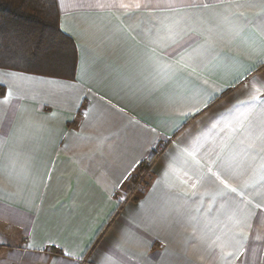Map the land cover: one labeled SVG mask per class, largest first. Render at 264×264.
Instances as JSON below:
<instances>
[{
    "label": "crops",
    "instance_id": "0c3cea01",
    "mask_svg": "<svg viewBox=\"0 0 264 264\" xmlns=\"http://www.w3.org/2000/svg\"><path fill=\"white\" fill-rule=\"evenodd\" d=\"M56 2L59 28L76 48L73 77L0 69V264H264V189L248 194L246 238L225 243L237 229L221 205L238 198L201 199L215 191L207 182L185 197L169 187L179 185L175 176L165 175L175 146L188 147L235 95L226 90L194 118L176 117L191 105L173 103V84L157 85L139 72L146 46L164 35L158 21L172 15L161 9L192 0ZM222 29L218 50L245 62L249 82L264 75V65L252 63L256 58L243 46L248 32L232 36L227 24ZM175 47L158 51L168 57ZM224 71L210 84L230 82ZM217 151L204 143L202 163ZM153 153L150 179L126 200ZM242 171L229 182L239 184L247 164ZM221 244L231 256H222Z\"/></svg>",
    "mask_w": 264,
    "mask_h": 264
},
{
    "label": "snow or ice",
    "instance_id": "6c2138e0",
    "mask_svg": "<svg viewBox=\"0 0 264 264\" xmlns=\"http://www.w3.org/2000/svg\"><path fill=\"white\" fill-rule=\"evenodd\" d=\"M140 7L137 3L136 8ZM242 7L257 8L258 11H239ZM161 11L172 15L158 21L159 31L164 35L152 41L153 46H146L139 62V72L141 75L146 73L144 78H150L157 85L173 84V103L191 105L183 112L177 109L176 117L194 118L206 111L226 90L235 93L222 112L207 118L212 122L192 138L188 147L175 146L176 155L167 165L165 175H174L179 185L184 187H169L178 188L182 196L195 197L197 186L207 182L215 186V191L203 192L201 199L210 196L215 202L237 197L239 202L232 200L222 204L221 212L237 229L225 243L232 240L239 243L237 237L246 238L242 225L247 221V204L251 203L247 199L248 194L264 189V75L252 77L249 82L247 77L251 73L245 62L231 52L221 53L217 44L224 39L223 24L229 26L232 36L247 31L243 46L248 49L250 57L256 58L252 63L257 67L264 65V0H245L244 4L235 0H192L190 4H170ZM257 19L259 25L255 23ZM168 44L176 47L166 57L158 48ZM222 69L225 77H230V82L215 87L210 84V78ZM241 84L244 85L243 92H237ZM242 95L243 98H239ZM170 119L175 123L174 118ZM233 141L234 150L225 155V148ZM207 142L213 143L219 151L215 153V159L202 163L199 153ZM245 164L250 172L239 184L230 183V178L244 176L242 169ZM189 180L194 182L189 185ZM223 249L224 244H221L222 256L232 255ZM82 259V256H77V260Z\"/></svg>",
    "mask_w": 264,
    "mask_h": 264
},
{
    "label": "trees",
    "instance_id": "16d2710c",
    "mask_svg": "<svg viewBox=\"0 0 264 264\" xmlns=\"http://www.w3.org/2000/svg\"><path fill=\"white\" fill-rule=\"evenodd\" d=\"M75 66V44L59 28L56 0H0V69L71 78ZM156 157L153 153L141 164L126 200L146 185Z\"/></svg>",
    "mask_w": 264,
    "mask_h": 264
},
{
    "label": "built area",
    "instance_id": "2783aa9c",
    "mask_svg": "<svg viewBox=\"0 0 264 264\" xmlns=\"http://www.w3.org/2000/svg\"><path fill=\"white\" fill-rule=\"evenodd\" d=\"M146 173H147V171H145L144 173H143V175H142V177L140 178V180H139V182L138 183H135L134 185H139L140 183H141V181H142V178H144V176L146 175Z\"/></svg>",
    "mask_w": 264,
    "mask_h": 264
}]
</instances>
